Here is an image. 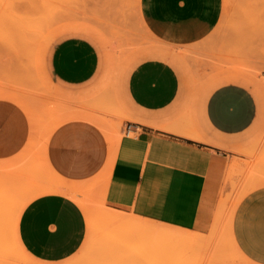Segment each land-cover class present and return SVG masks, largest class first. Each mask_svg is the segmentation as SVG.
<instances>
[{"label": "rangeland", "instance_id": "1", "mask_svg": "<svg viewBox=\"0 0 264 264\" xmlns=\"http://www.w3.org/2000/svg\"><path fill=\"white\" fill-rule=\"evenodd\" d=\"M218 7L219 0H0V93L5 95L0 94V98L11 100L18 95L14 100L19 106L23 104L20 102L27 103L38 122L34 142L20 156L23 161L18 157L0 169V264H228L230 261L225 260H235L237 250L242 253L232 230L229 232L235 204L243 190L264 183V0H223L222 15L207 35L217 20ZM161 23L168 28V44H163L165 40L152 28ZM74 33L93 39L106 57L104 79L87 97L66 96L48 68L52 44ZM154 47L170 51L160 53ZM148 57L162 58L176 68L182 93L188 90L195 100L190 110L194 118L208 89L227 72L239 75L256 98L253 125L238 135V145L230 148L245 157V168L234 162L233 174H241L242 168L248 171L243 183L241 178L233 181V193L226 196V200L229 196L232 200L224 203L225 216L221 213L220 226L216 225L220 227L216 228L220 232L216 238L221 241L215 239L219 242L211 248H162L160 240L145 241L140 235L114 238L117 229L111 234L109 225L100 220L101 208H112L102 200L103 179L97 187L87 184L78 189L81 193L77 197L82 195L90 209L89 219H85L86 236L78 250L59 262L35 258L15 242L12 229L17 211L24 208L31 193L47 186L49 173L42 167L41 147L48 128L61 114L65 117L69 112L65 110L73 111L72 105H78L88 108L89 114L106 122L110 131L121 137L122 124L138 122L137 118L121 98L107 96L116 93L119 78L123 80L132 65ZM36 168L39 172L35 174ZM251 179L255 185H249ZM119 211L132 215L131 211Z\"/></svg>", "mask_w": 264, "mask_h": 264}, {"label": "crops", "instance_id": "2", "mask_svg": "<svg viewBox=\"0 0 264 264\" xmlns=\"http://www.w3.org/2000/svg\"><path fill=\"white\" fill-rule=\"evenodd\" d=\"M218 8L217 20L207 35L222 15L223 0H219ZM152 28L165 40L163 44L170 43L163 23ZM154 48L160 53L170 51ZM105 58L90 37L67 34L52 44L48 68L66 96L87 97L104 79ZM238 76L231 72L218 76L194 118L190 110L195 100H191L188 90L182 93L178 71L170 62L148 57L132 65L125 78H119L116 93L107 96L121 98L130 106L138 125L134 135L123 133L131 121L122 124L121 137L115 132L118 137L105 178V203L179 230L208 234L220 195L232 194L233 181L241 178L243 183L248 171L244 169L245 157L230 148L237 146V136L253 125L257 102ZM72 106V113L77 112L74 116L78 117L61 122L50 132L44 153L62 180L86 183L102 173L110 157V145L104 131L85 118L88 108ZM31 131L25 110L0 98V161L20 153L29 143ZM208 139L219 145L207 143ZM234 162L244 167L239 175L233 174ZM243 195L233 216L232 235L252 264H264V183ZM32 199L18 219L22 245L43 261L59 262L70 257L86 236L80 206L61 192L43 193Z\"/></svg>", "mask_w": 264, "mask_h": 264}, {"label": "bare ground", "instance_id": "3", "mask_svg": "<svg viewBox=\"0 0 264 264\" xmlns=\"http://www.w3.org/2000/svg\"><path fill=\"white\" fill-rule=\"evenodd\" d=\"M135 2H137V1H135ZM136 4V3H135ZM137 6V5H136ZM244 66V65H243ZM2 96H5L4 95V92L3 93H0ZM10 94H12V93H10ZM14 94V93H13ZM18 96V95H17ZM17 96H15V98H17ZM13 97V96H12ZM14 98V99H15ZM13 98H11V100L13 101L14 100ZM17 99H19V98H17ZM21 100V99H20ZM24 100V99H23ZM17 101V100H16ZM15 100H14V102H16ZM18 102V101H17ZM25 102H26V100H25ZM20 103H23V104H21V107H22V105H23V109H25V111H26V113H27V115H28V117H29V119H30V122H31V127H32V131H31V138H29L30 140H29V143L28 144H26L27 146L25 147V148H23L21 151H20V153H18L17 155H15L14 157H12L11 159H7V160H2V161H0V169L1 168H3V167H5V162H7V161H10L11 162V160H14V159H18V157H20V156H22L27 150H28V148H29V146H31V144L34 142V140H35V138H36V135H37V124H38V122L36 123V121H37V119L35 118V115L33 114V112L32 111H30L31 109H30V107L28 108V106L26 107L25 105L27 104V103H24V101L23 102H20ZM18 105H19V102H18ZM30 109V110H29ZM67 111H69L70 112V114H72V115H68V113H66ZM63 110L62 112L64 113H66V115H65V117H62V114L59 116V117H61L60 119H56V121H54V123L52 124V125H50V127L48 128V130H47V132H46V135H45V138H44V140H43V142H42V149H41V154H42V161H43V163L44 164H42V167H43V169H46L47 171V173H49V178H48V181L46 182V184H47V186H45V187H43V188H41V189H39V190H36V191H34L33 193H31V195L27 198V201H26V204L32 199V198H34V197H36V196H38V195H42L43 193L45 194V193H51V192H61V193H63V194H66V195H68V196H70L79 206H80V208H81V210H82V212H83V214H84V217H85V219L86 220H88L89 219V215H90V213H89V211H90V209H89V207H88V202L84 199V197L81 195V197H77V196H79V194L81 193V192H78V191H80L81 190V188H82V186L80 187V185H83V186H86L87 184H92V185H95L96 187H97V185L99 184V185H101L100 183H101V181L103 180V179H105L106 178V176H108L107 175V170H108V168H109V165H110V162H111V159H112V156H113V149H114V142H115V140L117 139V137H118V135L115 133V131L113 132L112 130L110 131V127L108 128L106 125H108L106 122L104 123V121H102L100 118L97 120V118L95 117V116H93V115H91V114H85L86 115V117L85 118H87L88 117V120H91V121H93V122H95L103 131H104V133L106 134V137H107V139H108V142H109V145H110V154H109V159H108V162H107V164H106V166H105V168L103 169V171H102V173L101 174H99L98 176H96L95 178H93V179H91V180H89L88 182H86V183H74V182H67V181H64V180H62V178H60L53 170H52V168L50 167V165L47 163V161H46V158H45V153H44V142H45V140H46V138L48 137V135L50 134V132L58 125V124H60L61 122H63V121H65V120H68V119H71V118H76V117H78V116H74V115H76L77 114V112H74V113H72V111H70V110ZM61 112V113H62ZM79 113V112H78ZM82 116H85L83 113H80ZM63 115V116H64ZM88 115V116H87ZM72 116H74V117H72ZM81 116V117H82ZM79 117H80V115H79ZM95 117V118H94ZM83 118V117H82ZM103 122V124L100 122ZM106 124V125H105ZM109 126V125H108ZM114 130V129H113ZM258 143V142H257ZM34 145V144H33ZM32 145V146H33ZM261 145V144H260ZM35 147V146H34ZM34 147H32V148H34ZM261 147V146H260ZM31 148V149H32ZM264 148V147H263ZM25 149V150H24ZM30 149V148H29ZM256 150V149H255ZM29 152V151H28ZM30 152H34V150H31ZM31 156V155H30ZM29 158V157H28ZM20 159H21V162L23 161V159L20 157ZM25 159V158H24ZM263 159V158H262ZM260 160V161H263V160ZM15 161H17V160H15ZM18 162V161H17ZM258 162V161H257ZM261 163V162H260ZM12 164V163H11ZM14 164L16 165V163L14 162ZM20 164V163H19ZM36 166H37V164H35ZM261 165V164H260ZM13 166V165H12ZM36 166H34V167H36ZM259 166V165H258ZM10 167V166H9ZM39 172V168H36V169H34V172L33 173H38ZM252 172V171H251ZM256 172V171H255ZM257 173V172H256ZM254 175H255V173H254ZM258 176V175H257ZM261 176V175H260ZM263 177V176H262ZM255 179V178H254ZM254 179H251L250 180V183H249V185L251 184V183H253V182H255L256 181V179H258V178H256L255 179V181H253ZM261 179H263V178H261ZM108 180V179H107ZM107 180H106V183H105V185L103 186L104 188L103 189H101L100 191L102 192L101 194H102V200H103V203L105 202V195H104V190H105V187L107 186L106 184H107ZM258 180H260V179H258ZM91 182V183H90ZM249 182V181H248ZM256 182H258V181H256ZM261 182V181H260ZM262 183V182H261ZM247 185L248 184H246V188H247ZM249 185H248V188L247 189H249ZM253 185H255L254 183H253ZM259 185V184H258ZM90 186V185H89ZM251 186V185H250ZM79 187H80V190H78L79 189ZM87 187H88V185H87ZM92 189H93V187H91ZM251 188V187H250ZM91 189V190H92ZM226 189V188H225ZM246 190V189H245ZM222 191H224V190H222ZM227 191H228V189H227ZM232 193H233V191H231ZM243 192H244V190H243ZM243 192L241 193L242 195H243ZM247 192V191H246ZM246 192H244V193H246ZM229 193H230V191H229ZM228 194V193H227ZM240 194V195H241ZM244 196V195H243ZM67 197V196H66ZM234 197H235V195H234ZM241 197V196H240ZM229 199L230 200H232L231 199V197L229 196V198H227V200H226V195H224V194H222V196L220 195V200H219V202H218V207H216L217 209H216V213H215V217H214V221H213V223H212V227H211V229H210V232L208 233V234H200V233H196V232H191V231H189V230H182L181 228V230L179 231L178 230V228L177 227H175V226H172V225H168V224H165V223H158V221L157 222H155V221H153V220H150V219H146V218H142V217H139V216H137V215H135V214H133L132 213V215L130 214V215H127V214H125L124 212H122V211H119V210H116V209H112V208H101V211H100V220H102L104 223H106V224H108L109 225V227H110V233L112 234V233H114L115 231H116V229H117V231H116V234L114 233V238H115V236H119V237H121L122 238V235H124V239L126 238H128V237H134V235H140V237L142 238V239H147V238H149V239H152V240H160L161 241V244H160V247H164V248H170V247H174V248H176V247H178V246H188V247H194V246H202V245H207L208 246V248H211L212 246H215V244L213 245V243H216V241H215V239H218V238H220V237H218V238H216V236H218V234L220 233H217L218 231H216V228L218 229V228H220V227H217L216 225L218 224V219H219V217H220V214L221 215H223L224 213H223V210H222V208H224L225 206H224V203L226 202V204L228 205L229 203H227V201H229ZM238 199H240V198H238ZM33 200V199H32ZM239 200H237V202H238ZM230 202V201H229ZM232 202V201H231ZM233 202H236V199L235 200H233ZM25 204V205H26ZM48 204H50V202H48ZM230 204H232V203H230ZM235 204V203H234ZM226 205V206H227ZM235 205H237V204H235ZM43 207V206H42ZM45 207V206H44ZM233 207V206H232ZM55 208V207H54ZM227 209H228V207L225 209V212H227ZM229 209H230V206H229ZM228 209V210H229ZM45 210V209H44ZM235 211V210H234ZM18 213L16 214V216H15V226H14V228L12 229V233H13V236H14V239H15V242L19 245V246H21L22 248H24V246L22 245V243H21V241H20V238H19V235H18V219H19V216H20V213L22 212V210H19V211H17ZM45 214H47V213H45ZM44 214V215H45ZM50 214V213H49ZM43 216V215H42ZM51 216H54V215H51ZM223 216H225V214L223 215ZM45 218H47V217H45ZM224 217H222V219H223ZM29 219V218H28ZM221 219V220H222ZM224 219H226L227 220V218H224ZM42 220H44V219H42ZM41 220V218H40V221H42ZM52 221L54 220V219H51ZM227 222V221H226ZM229 222V221H228ZM91 223H93L92 221H91ZM230 223V222H229ZM39 224H40V222H39ZM220 224V223H219ZM218 224V225H219ZM47 225V224H46ZM223 225H225L224 223H223ZM227 225L229 226V224L227 223ZM227 225H225V226H227ZM33 226V225H32ZM38 226V225H37ZM93 226V225H92ZM220 226V225H219ZM224 226V227H225ZM227 226V227H228ZM118 227L119 228H123L122 230L120 229H118ZM223 226L221 227L222 229L221 230H223V228H224ZM43 228H45V227H43ZM229 228V227H228ZM44 230V232H45V229H43ZM219 230V229H218ZM37 231H38V229H37ZM226 231H227V229H226ZM34 232V231H33ZM40 232V231H39ZM230 233H231V229H230V231H229ZM42 233H43V231H42ZM48 233V232H47ZM228 233V232H227ZM29 234V233H28ZM27 234V235H28ZM39 234H41V233H39ZM42 235V234H41ZM49 235H51V234H49ZM229 235V234H228ZM227 235V236H228ZM219 236H220V234H219ZM148 239V240H149ZM221 239L222 238H220V240L219 241H221ZM232 239V238H231ZM235 239V238H234ZM225 240V239H224ZM223 240V241H224ZM49 241H50V239H49ZM54 241H55V239H54ZM146 241V240H145ZM149 241H151V240H149ZM218 241V242H219ZM226 241H227V239H226ZM217 242V243H218ZM229 241H227V243H228ZM151 243H152V241H151ZM216 243V244H217ZM120 244V243H119ZM156 244V243H155ZM229 244V243H228ZM235 244V243H234ZM123 245V244H122ZM157 245H159V243L157 244ZM219 245V244H218ZM217 245V246H218ZM159 247V246H158ZM206 247V246H205ZM25 249V248H24ZM233 249V248H232ZM235 249H236V247H235ZM237 250V249H236ZM237 252V254H235V255H237V258L234 260H232V258H229V259H227V260H225L226 262H228V261H230V262H240V263H243V264H252L249 260H248V258H246L241 252H238V250L236 251ZM234 253H235V251H234ZM169 256V255H168ZM233 256H234V254H233ZM226 257V256H225ZM232 257V256H231ZM236 257V256H235ZM169 258H171V257H169ZM217 263V262H216ZM223 263V262H222ZM172 264H180V263H178V262H176V261H174Z\"/></svg>", "mask_w": 264, "mask_h": 264}, {"label": "built area", "instance_id": "4", "mask_svg": "<svg viewBox=\"0 0 264 264\" xmlns=\"http://www.w3.org/2000/svg\"><path fill=\"white\" fill-rule=\"evenodd\" d=\"M137 123L135 122H128L123 128L124 135H134L136 129H137Z\"/></svg>", "mask_w": 264, "mask_h": 264}]
</instances>
